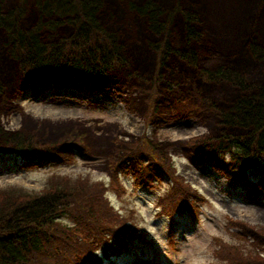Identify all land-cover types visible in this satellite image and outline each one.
<instances>
[{
	"label": "rangeland",
	"instance_id": "rangeland-1",
	"mask_svg": "<svg viewBox=\"0 0 264 264\" xmlns=\"http://www.w3.org/2000/svg\"><path fill=\"white\" fill-rule=\"evenodd\" d=\"M114 1L116 3L111 6V17L108 15L109 9H106L100 14V19L107 29L120 35L123 50L118 53L127 59L129 64V67L119 73L117 78L121 84L129 72L143 80L139 81L141 87L138 86L139 90L136 91L134 82L131 86L128 84L125 94L127 105L123 103V96L118 98L113 89L101 95L100 100L103 102H97L93 100L94 98L85 100L86 98L79 94L58 92L57 89L52 88H39L37 91L34 88H27L22 95L15 93L13 98L15 107L8 106L5 112L0 114V126L4 131L34 134L35 143H37L35 146L41 145V147L46 145L61 147L66 143H82L87 146V152H82L83 154L74 152L75 163H64L53 166L52 169L28 171L22 170L16 155L0 156V202H4V198L10 196V193L27 195L31 192H43L51 179L55 181V184L60 183L59 180H70L72 186L86 182V178L89 179V183L103 180V184L110 188L111 162L117 161L127 150L124 143H130L129 145L133 146L135 143L132 142L143 139L154 144L158 152L163 154V151H166L171 154L170 158L173 159L177 174L182 176L183 182L204 196L206 201L201 206L200 224L195 227L191 221L187 220V216H181L178 220V228L171 239L176 244L169 246L166 221L164 217H157L160 209L156 206V201L168 180H165L162 187L156 182L154 191L137 194V190L133 189L134 177L121 175L118 180L119 186L115 185L113 190L107 193L112 206L121 215L118 225L126 224L123 223V219L139 225V231L156 242L160 258L165 264H220L223 254L220 250L221 245L217 241L219 239L227 242L237 260L245 261L249 253L246 247L251 248L253 240L244 234L243 222L264 228V173L251 169L247 173V181L234 180L225 167L217 165L222 159H212L215 163L213 167L212 163L207 164L203 159L196 158L190 153V145L196 144L203 137L211 138L218 135L221 129L217 126V118L213 113L204 111L202 116L199 111L201 100L195 99L191 102L187 100L184 94V79L190 78L189 88L186 87V89L191 91L195 85L200 87L202 89L200 94L204 93V96L216 100L224 110L230 109V103L240 93L227 84L218 86L204 84L201 79H198L193 68H188L177 57L171 58L162 82L157 87L164 91L161 95L165 96L172 106L161 105L159 111L163 115L158 118V110L152 108L143 115L142 102L149 101V97L157 90V87L151 86L154 73L152 69L155 67L156 57L149 43L161 38L154 36L147 29V20L138 16L131 7V3L140 5L145 0ZM155 1L164 6L163 9L168 15L173 12L175 16L170 29H173L172 44L177 48L186 46L182 19L178 14L175 15L177 6L194 12L200 11L202 14L200 29L203 38L201 43L194 44L193 48L200 55L201 65L207 68L223 65L230 62L229 54L232 53L235 56L229 63L231 67L245 72L250 80L264 81V65L253 61L250 55L244 52V48L238 49L242 42L246 44L254 34H257L262 45L264 44L263 0H250L252 2L248 0ZM14 5H19L18 0L2 2V8L5 10ZM28 5L31 18L37 14L36 0H28ZM34 21L35 18L29 22L32 24ZM70 30L72 33L75 32V29L73 30L68 24L59 27L58 35L55 33L54 40L70 37L72 35V33L69 34ZM41 33H44V38L48 40H53L49 35L54 38V34H49L47 28ZM6 36V32L0 28L1 79H5L4 72L9 67L2 68V61L8 54ZM139 44L144 47L139 48ZM132 54H134L133 57H131ZM138 62L146 64L136 65ZM14 65L16 67V64ZM16 73L20 76L14 87H17L23 78L22 73ZM168 79L181 85V89L176 87V84L170 87L179 90L177 96L174 92H166V83L170 82ZM105 98H108L109 102ZM134 104L138 107L137 109L133 106ZM163 119L167 121L163 123ZM123 132L131 134L132 137L122 135ZM30 136L27 135L26 139ZM116 137L117 141H115ZM152 137L162 141L161 149ZM193 151L195 152V148ZM226 158L227 160L223 161L228 168L230 157ZM115 176L118 175L115 174ZM235 181L237 184H234ZM108 187H105V192ZM121 189H125L126 192ZM114 190H117L119 195ZM124 213H129L132 217L127 218L128 215ZM64 223L69 227L74 225L73 222L64 221ZM186 223L192 229L189 230ZM138 254L150 258L148 251L143 248ZM136 258L122 259L120 264L131 262L144 264ZM36 264L41 263L36 262Z\"/></svg>",
	"mask_w": 264,
	"mask_h": 264
},
{
	"label": "trees",
	"instance_id": "trees-1",
	"mask_svg": "<svg viewBox=\"0 0 264 264\" xmlns=\"http://www.w3.org/2000/svg\"><path fill=\"white\" fill-rule=\"evenodd\" d=\"M2 2L4 0L0 2V28L7 35V55L16 61V67L12 65L8 68L22 73L23 77L26 74L24 69L29 68L30 71H38L37 78L46 83H49L46 79L48 78L64 85L80 81L76 84L84 86L87 82L105 84L108 81V75L92 77L98 74L96 69L92 70L97 65L115 72L121 70L115 66L124 69L129 67L127 59H123L118 53L123 50L120 35L107 29L100 19V14L106 9H109L108 15L111 17V6L116 3L114 0H36L37 14L32 24L26 21L30 13L28 0H18L19 5L6 10L2 8ZM131 7L138 16L147 20V29L154 36L161 38L149 43L156 57V64L152 69V88L162 82L170 59L177 57L188 68H193L198 79L204 84H227L240 93L230 103V109L224 110L219 106V102L204 96V93L200 94V87L195 85L192 88L190 94L201 100L205 111L216 116L217 126L221 129L218 135L199 140L196 149L222 159L223 163V160H227L226 157H230L228 171H232L230 173L234 179L245 177L250 169L264 172V81L250 80L245 72L231 67L229 63L235 56L232 53L229 54L228 63L215 68L201 66L200 55L193 48V45L200 44L203 38L200 29L202 14L200 15L199 11L194 12L177 6L175 15L178 14L182 19L186 43L185 47L177 48L171 41L170 26L172 27L171 23L175 18L173 12L168 15L163 9L164 6L155 0H145L140 5L131 3ZM66 24L75 29V32L70 37L54 40L59 27ZM45 28L49 30V34H54V38L49 35L53 40L44 38L45 35L41 32ZM141 47L144 46L139 44V48ZM243 48L253 61L264 65V44L262 45L257 34L238 47ZM78 55L90 60L91 71L86 65L75 62ZM113 59L122 61L109 67ZM56 62L60 66H55ZM141 64L146 63L138 62L136 65ZM55 67L58 72L66 71L71 76L56 74L52 70ZM1 77L0 74V86H4V94L6 83L2 82L5 80ZM131 79H135V88L141 87L139 81L143 80L129 72L121 83L122 86H131ZM189 80L190 78L184 79L185 88L188 87ZM169 81L166 83L167 91L179 84L173 80ZM110 82L120 84L117 76ZM157 90H160L159 87ZM157 97L165 96L153 94L149 101H145L149 110H160L159 104H156ZM27 135L31 136L26 139ZM35 142L34 134L6 132L0 126V153L17 154L27 165L65 154L66 151L61 147L69 150L73 145H56L59 148L53 152L48 147L35 146ZM132 143L135 144L130 146V143H124L129 150L118 163V168L131 169L140 177L142 174L151 175L149 178H154L153 174L159 170L170 174L173 172V163L168 152L162 150L165 155L163 156L154 144L143 139ZM114 180L117 182L118 178L114 177ZM59 182L55 184L51 179L43 192H31L27 195L10 193V196L4 198V202H0V264H93L94 257L90 251L93 244L105 246L115 239V244L119 243L120 234L128 229V219L122 220L126 224L118 225L121 215L107 200L103 182L97 180L89 183L88 178L86 182L74 186L70 180ZM197 196L189 185L175 181L173 187L161 198L160 204L169 200L173 206L187 207L191 199ZM124 214L128 215L127 218L131 217L129 213ZM64 221L73 222L74 225L69 227ZM243 232L253 240L251 248L246 247L249 249L248 258L245 261L237 260L227 245V264H264V228L243 222ZM110 247L112 248L111 245Z\"/></svg>",
	"mask_w": 264,
	"mask_h": 264
},
{
	"label": "bare ground",
	"instance_id": "bare-ground-1",
	"mask_svg": "<svg viewBox=\"0 0 264 264\" xmlns=\"http://www.w3.org/2000/svg\"><path fill=\"white\" fill-rule=\"evenodd\" d=\"M197 3H198V1H197ZM198 13L201 15V12L200 11ZM34 18H36V15L35 16H32L30 18V13H29L28 16H27V18H26V21H32ZM171 31H173V29H171ZM71 33H72V31L70 30L69 34H71ZM172 34H171V37H172ZM133 55L134 54H132L131 57H133ZM6 57L7 58H4L3 61H2V64H3L2 68L4 66L8 67V66H12V65L16 64V61H15V59L12 56L7 55ZM123 59H125V58H123ZM75 60H76L75 62L78 63V64L86 65V68L90 69V71H91L90 60H88L86 58H83L80 55H78ZM120 61H122V60L120 59V60L116 61V60L113 59L112 62H111L112 64H109L108 66L109 67L114 66L115 64H117ZM54 65L55 66H60V64L58 62H56ZM99 66L100 65H97L96 68H93L92 69V70L96 69V71H98V74L96 76H92V77H98V76H102V75H108V77L106 78V80L112 81V79L116 78V76L119 73H122L124 71V67H121V66H115L116 68L119 67L121 69L120 72H115V71H111V70L109 71L106 68H101ZM52 70L55 71L56 74H59V75H62V76L63 75H70L71 76V74L66 73V71L64 73L58 72L57 69H56V67L55 68H52ZM101 70L104 71V72H101ZM24 72H26V74L24 75L23 79L21 80V85H23V84H25V83L33 80L38 75V71H36V70L35 71H32V70L30 71L29 68H25L24 69ZM4 73H5V79H4L5 81H2V82L6 83V88H5V91H4V94H3L4 86H0L1 87L0 88V114L3 113V112H5V110L8 108V106L9 107H15V104L13 103V100H12V98L9 95L13 91L14 85H15L18 77L20 76V74H17V73L15 74V71L12 68H8ZM27 73H29L30 76H28ZM78 75L79 74H74V76H78ZM100 79H102V78H100ZM78 82H80V81H77L75 83H78ZM173 92L177 96V92H179V90L178 91H173ZM173 92H170V93H173ZM163 93H164V91L158 90V91H156L154 93V96H159V95H161ZM6 97H7V99H6ZM161 101H163L162 98L161 97H157L156 104L157 105L160 104ZM5 105H7V106H5ZM69 124H71V123H69ZM74 128H75V124H74ZM71 129H73V126H71ZM46 147H48V149H50L53 152H56L58 150V148H59L56 145H46ZM67 152L68 151H66V153ZM63 159H64L63 156H58L57 155L54 158H51L49 160V163H58V162L63 161ZM42 161L43 160H39L36 164L38 165ZM134 264H137V263H134ZM146 264H152V262L150 260H147Z\"/></svg>",
	"mask_w": 264,
	"mask_h": 264
}]
</instances>
